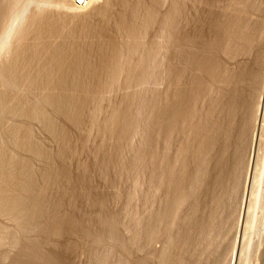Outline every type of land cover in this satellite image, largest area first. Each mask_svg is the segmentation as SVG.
I'll list each match as a JSON object with an SVG mask.
<instances>
[{"label":"bare ground","instance_id":"obj_1","mask_svg":"<svg viewBox=\"0 0 264 264\" xmlns=\"http://www.w3.org/2000/svg\"><path fill=\"white\" fill-rule=\"evenodd\" d=\"M132 1L134 2V0ZM162 1L163 0H148V2L146 1L147 3L144 1L146 4L149 3V5H147L148 7H145V4L144 6L141 5L142 3H140V1L135 3L132 2V4H130L131 0H117V2L115 1L114 3L111 0V4L109 2L108 5L105 4V6L103 8L100 7L101 9L99 8V10L94 8L95 10H98V15H102L104 18V26L102 27L101 25L100 30L97 29L99 28L98 26L96 28V31L99 30L100 33H97L98 35L94 33V26H92L93 28H89L90 25H87L91 24L92 21L83 25L79 23L77 19H75L79 25L81 24L80 26H82L81 28L83 29L82 32L84 33V38H81L84 40L82 42L86 41L85 36H89V34H94L96 36L95 37L92 35L97 39V42H91V44L93 43L98 45L96 46L97 50H99L100 54H102V56L100 55L101 58L99 57V61H97V56V59L95 57L92 59L94 56V54L92 56L90 51V47L92 46H85L87 49L81 46L80 36H82L83 33L81 35L80 32L82 29L80 30L78 23L74 24H77L79 27L78 31L80 32L74 29L73 23L71 20H69V18L68 21L65 19L66 22L70 21L71 28L73 27L72 29L76 31L72 32L71 35L77 32L80 33V36H78V33L74 34L75 38L79 37L80 41H77L75 38L74 39L76 43L80 42V45H76V43L73 45L70 43L73 38L72 40L70 39V41L69 38H71V35L65 34L67 31L65 30L64 25L66 28H70L69 23H60V21H58L60 16L59 18L57 16L58 20L54 17L57 21L52 20L53 17L50 19L49 16L47 17L45 15L44 11V13H40V11L36 12L37 15L43 13L42 15H45L44 17L42 15L39 17L34 12L36 18L34 17V20H30L31 23L33 21L32 24L34 25L32 29L24 27V33L23 30H20L22 32V37L21 39L16 38L17 41L19 40L20 45L16 43V45L18 44L19 46L17 47V50L14 51L16 52L14 55L15 57L12 56L14 59H8V62L12 61L10 64H7L5 61L7 65L3 62L5 65L0 66V130L2 131L0 132L3 133L4 137L7 135L9 138L8 141H10V144L9 142L8 144L12 148L9 150L10 148H8V144L6 145L7 140L6 143L3 142L5 139H7V137L4 139L1 134L0 136L3 137V140L0 137V216L11 218L13 222L16 223L15 225L17 229H19V235L25 233L26 230L30 228H34V230L40 228V230L44 231L47 235L50 237L52 236L53 238L56 236L61 237L67 232L69 233L79 231L82 226L80 227L81 224L79 225V222L75 221L76 219L73 217L70 219L71 217L68 216L65 218L64 215L60 214L61 212H59L60 205L63 200V196L60 192L59 193L62 198L60 196L56 205L54 203L55 208L52 212L48 211L49 208L45 202L49 192L52 191L55 186L62 184V182L69 177V170L66 164V167L65 165H62L61 170L59 169L58 171L56 170L54 172L51 171L52 168L51 170L47 168V170L41 172L42 174L40 173V178H42L43 184L42 186L39 185L38 177L37 175L35 176L33 172L34 170L32 167L33 165H31L32 162L30 161V156L32 158L41 157L47 159V162H49L48 160L51 158H48L50 155L46 154V150L43 148V145L39 143L34 137L33 131L31 126L28 125V122H41L40 124H43L44 129H46L50 135L59 141V145L60 147L62 146L61 148H63V150L59 149L60 152H62H58L57 155L60 154L58 157L61 159V157L65 155V148L70 143V133L66 128L57 125V121L55 120L56 116H61L64 120H68L67 122L73 124L74 127L80 128L85 119L90 117L88 113L90 112V107L92 106L91 104L94 101V103L100 102L104 96V93L108 91L109 88H113L112 86H114V84H116V82L122 78L121 76L124 75L126 77V79L124 78L125 81H123V83L126 82L127 84L132 85L135 81V83H140L142 80L143 84L144 82H147L145 80L143 81L144 78H149V76L153 75L155 72H161L164 74L162 76H166V74L171 76V78L168 76V80L172 81V90H170V94L169 91L167 92L169 96L167 94H163L161 98L156 97L159 94H154L155 96L153 95V99L156 98V100L161 101L159 103L156 100H150V102L156 101L155 103L152 102V107H154L156 111L151 110L154 112V115L156 114L151 120L153 121V129L156 131V134H151L155 136L157 135V138L159 137V140L163 141L164 154L168 152L169 146L171 147L173 144L175 136L178 134L182 135L184 131H188V138H190L191 143L189 142L190 140L188 142L193 144L194 148H191V146L188 147L187 145H189V143L186 146L182 144V148L179 147L183 154L179 155L178 157L181 160V168L185 171V169L188 168L189 163V173L187 174H190V178L185 179H189L190 184L187 183L183 177L179 176V173L182 171H177V157L172 158L166 154V158H163L165 160L162 159V161L165 162V167L163 166V168H161V166L160 170L157 169L159 172L157 171L156 178L160 179L161 182L163 181L162 183L164 186L168 187V189L164 190L166 191L168 198L166 196V207L163 209V211L157 213L156 216L154 215V218H156L154 222L156 223L155 225L152 224L153 227L151 228L147 227L150 229V231L147 230V234L150 239L157 237L159 226L173 219L174 216H176L177 209L179 208L180 204L187 201L186 198L190 199L191 219L189 221H191L192 224L190 223L191 232H188L190 231L189 229H187V232L191 235L189 236L186 231L182 232L186 233H184L185 239L183 238V240L185 241L183 242L185 243L189 240L187 243L188 245H193V251L191 250L192 253L190 256H188V260H186L187 258L184 259V256H182V253L184 254L185 250L183 248V252L178 257H176L177 260L175 264H201V259L203 261L206 255L205 254L204 257H202V254L206 252L208 253L209 246L211 247L213 244L211 239L210 241L212 244L210 242L208 243V241L209 237H211L210 233L213 231L215 226H213V208L217 206L215 203L219 201L218 198L220 197L216 194V190L219 189H215V187H221L222 183L225 182L223 179H225V177L228 175L227 171L230 172L228 168H231L230 166H232L233 170L231 172L234 171L235 181L233 182L235 183L236 188L239 182V185H241L243 180L246 179V181L242 182V185L245 182L243 189L244 192L242 191L243 195H241V203H238V209H240L239 213L237 212L239 214L237 222L238 225L236 227L237 230L235 232L234 240H231L230 242L233 243L229 244L231 245V249H229L230 252L227 249L229 246L225 248L229 254H226L224 251L225 249L222 250L226 255H229V257L221 252L223 254L222 257H227L226 259L229 258V262L223 260V258L222 261H226L228 264H249L245 253L250 240L249 230L252 225V208L254 207L255 200L258 198L256 185L260 181L264 165V159L261 152V150L264 152V144L262 145V141L264 140H261L262 134L260 131V128L263 129L264 127L262 126V123L264 122V56L262 52L264 45V28L262 27L264 25L262 26L260 23L257 25L251 22L250 9L252 8L253 3H249L248 0H226L227 4L225 10L222 11L223 16L218 15L220 16L218 17L220 19L216 17L217 14L215 13L214 17L217 19L213 17V13V15H211L212 7L209 0H173L174 2H171L172 6L168 9L169 11L166 10L168 11L167 13L162 12L160 15L165 16L162 18V20H160L165 28L163 30L165 31L166 28H168L170 32L168 30L166 31L172 34H168L170 36L169 41L171 40V42H169L170 44H168V41H166V43L168 46H172L174 50L172 51V48L167 49L168 51L170 50L172 52L166 51V54L161 48L164 45V42L162 43V46L158 45L160 46L158 48L156 46L157 42L155 43V41L151 39L148 40L153 41L151 44L146 41L148 43V47L146 48L147 45H145L146 42H144L143 38L145 33L144 29L148 27V30L151 25L157 21L159 22V14L161 12H159L160 8L158 9V7L159 4L161 5ZM62 2H58L60 7H63L62 4L64 2ZM17 3H19V0H0V25L3 23V21L7 20L6 18H8V15L12 13V9L14 10L16 7H18L17 5L19 4ZM112 3H117V5L119 3L120 5L118 6H122L121 8L124 7V10H122L124 12L126 10V12L124 13L122 11L124 13L122 15L120 8L119 10L121 12V16L116 18L112 17L111 13L113 9H110ZM64 4H67L66 0ZM67 5L69 6V4ZM65 7L66 6L64 5V8ZM196 7L206 8L207 15L211 20L210 25L208 24L210 27V32L208 31L206 33L205 31L206 34L202 32L203 30L201 31L198 29L197 24H199V22L203 24L204 21L203 25H205L207 21L205 22V18H203L205 20L202 19L203 21H201V19L198 17V14V18L196 17ZM70 8L73 9L69 6V9ZM144 10L145 12H142ZM141 12L142 14L144 13V15L142 17L141 14L140 17L142 19H139L140 17L138 16V13ZM164 13L166 15H164ZM32 16L34 15L32 14ZM31 17L29 19H31ZM80 17H82V15H80ZM86 17L90 18V16ZM208 17L207 19H209ZM112 18H114V21L112 20L114 23L116 21L115 19L118 18L116 22H118L117 26L119 32L117 33H124L123 35H126L128 38L126 39V42H124V37L123 39H120L122 37L116 34V30L115 32L113 31L117 36H115L116 38H114L113 35V37H109V35H111L109 33V29L107 33L109 35L106 34V25H109ZM212 19L215 21L213 22ZM85 20L87 19H80L81 22H85ZM138 20L142 21L141 26L139 25L140 23ZM27 21L29 23V20ZM73 22L75 21L73 20ZM101 22L103 23V21ZM92 23V25H95L94 22ZM158 24H160V22ZM30 25L28 26L31 27ZM27 28L28 30L26 31ZM71 28L69 29L70 31ZM140 29L144 30L142 31L144 32L143 34H140L142 33L140 32ZM4 30L6 32L4 33V31H2V34H5V36L8 37L11 32H8V29ZM159 31H161V29H159ZM166 31L164 33H166ZM162 32L159 33L160 36ZM17 36L19 37V35ZM2 37H0V39ZM9 37L11 38V36ZM118 37L121 41H119ZM164 37H162V39L168 40V37H166V39ZM30 38H32L31 41L33 42L32 47L29 45ZM119 42L125 43V46ZM166 43L165 45H167ZM168 46H165V48H168ZM27 48H29L30 52H28L29 50L27 51ZM93 48L94 46L92 49ZM156 48L162 50L161 52L157 49L159 52L166 54H164L165 57H163L164 59L162 58L161 61L159 59V57L162 55L161 53L157 54L158 56L156 59L154 58V56L156 57L155 54L158 52L156 51ZM199 50H201V52ZM96 53L95 55H97ZM26 55L29 56L27 57ZM157 59H159L160 63H156L158 61ZM3 63L1 62L0 65ZM187 77L189 78L188 83L185 82ZM147 80L149 81L151 79ZM4 87H8L7 89L10 90H5L6 88L4 89ZM21 90L27 91L32 98L28 99V94L25 98L26 92L22 91L21 93ZM22 94L24 97H21ZM202 94L207 99V101H205L206 111L204 112V121L201 120V118H197V115L199 117V114H197L198 112L196 110V103L199 99L198 97ZM130 96H128L129 98L126 97L124 99V103H126L128 107L125 104H122L123 106L121 107L123 108L120 106L116 107V110L114 108V112L110 114L111 116H106L107 120L105 119L103 123H98L95 117L98 114L97 111H95L96 109L98 110V107L92 108L93 110L95 109V112L92 111V113H94L89 118L92 121L91 124H93V127L94 125L97 127L98 124H102L101 134L103 132L107 134L108 137L110 135L109 138L112 136L114 139H117L119 143L115 142L116 145L114 148L117 147L120 150L123 145H120L121 147H119V144H123V140L126 141L127 138L132 135L133 132L131 131H134L136 128V123H133V121H136L137 118L135 117L138 115L137 113L135 114V112H133V114H135L134 117L129 107L131 108L133 104L137 103L136 100L138 96L135 94L133 97ZM157 98H160V100ZM126 99H128L127 101L129 102H127ZM256 101V114L254 117L255 123H253L254 105ZM130 102L133 103L131 106ZM157 103H161V105L158 106ZM147 105H149V102ZM144 107L146 109L147 106H144L143 104V109ZM149 107L150 106H148L147 109ZM150 109L152 108H149V110ZM239 109L243 111V113H241L243 114V118L242 123H240V128V125H236V117ZM132 111L134 110L132 109ZM153 112L150 116H153ZM95 113L97 114L95 115ZM140 113L142 114V112ZM149 118L151 119V117ZM10 119H19L18 122L20 121L21 123H16L17 125L15 126V123L13 124V122L11 123L9 121ZM149 121V125H147V127L145 125L146 131L144 132L147 133V129L151 125V122ZM9 122L10 126L8 124ZM252 123L253 125L255 124L254 128ZM153 126L151 125V127ZM184 126L187 127H185L187 130H185ZM235 126L236 128L238 127V133L235 131ZM250 126H252L253 129ZM98 128L99 127H97V129ZM249 128L253 130V134L252 138H250L252 141H249L251 142L249 143L251 144L250 148L248 147L250 149L248 151L249 154H246L247 150L245 141L247 138V132L250 133ZM148 130L150 131V129ZM98 131L100 132V129ZM150 135L148 137H150ZM157 138L155 137L154 139L158 140ZM154 139L152 142L148 141L147 139L146 142H150V145L148 143L147 144L155 151ZM148 145H145V147ZM149 147L146 148L147 151H150L148 150ZM117 148L114 150H117ZM146 149L144 148V151ZM188 151L193 153L192 156L189 155V158L186 157L187 154H185ZM24 152L27 154L29 153V157H22L21 155L23 154L24 156ZM16 153H21V155ZM113 159L114 158H103L107 166L111 161H113ZM136 161L140 162L141 159L138 158ZM49 167L51 166L49 165ZM241 169L242 173H245V177L242 178L241 176L243 175L239 176L241 177L242 181L237 183L238 175H240L238 172ZM184 174L185 173H182L181 175ZM178 176L181 177L180 180L182 179L183 183H187L191 186V188H189L191 191L190 195L185 193V188L183 189L179 187V184L182 183H179ZM154 178L155 175L153 179ZM158 179L155 180L159 181ZM225 180H227V178ZM159 182L155 183L157 184ZM161 182L159 185H161ZM81 184L86 185V187L89 185L87 182H85V180L83 183L81 182ZM164 186L161 187L164 189ZM178 190H180L179 193ZM234 190L235 189H233V192L235 193ZM181 193H184L185 195H182ZM186 194L187 196H190V198L187 197ZM202 195L208 196L206 203L209 206H214L215 204V206L212 207L213 210L210 209L211 212L208 210L206 206L207 204H202ZM93 201L95 205L103 207V196L98 195ZM217 204H219V202ZM205 207L209 213L206 212ZM41 221H46V223H43L42 226L39 223ZM172 221H174V219L171 220L170 223H172ZM102 222H104L103 226L112 235V237L115 238L118 236L117 232L115 231V221L113 216L111 217L108 215ZM235 226L234 229H236ZM0 231V245L3 243V241L9 240L13 244L20 246V253L18 252L19 254L17 255L15 264H66L65 258L61 252L59 253L54 249L48 253L45 252L46 254H43L41 252L42 244H36V242L34 244L33 242L27 243V238L24 239V242L16 234H10V231L7 232L6 230L2 229H0ZM177 231H179V229ZM19 232H17V234ZM187 235L188 238H191L187 239ZM178 238L181 240L182 236L181 238L178 236ZM101 239L100 237H96L95 242L100 243ZM176 242H178V240H176ZM38 243L40 242L38 241ZM181 245H183V243ZM184 246L187 245L184 244ZM204 247L208 250L206 251ZM126 248L128 247L126 246ZM181 248L180 250L182 251ZM129 253V264H148L151 259V254L156 255V253L150 252L148 255L143 254V256H140L138 254H134L135 252L133 253V251L130 250ZM162 255L158 254L157 256L159 258L161 256L162 258ZM219 256V262L215 264H221V254ZM216 257L218 258V256ZM208 258H210V256H208ZM215 259H213V263L217 260ZM165 260L166 259H164V261ZM206 260L204 259V261ZM262 260L263 262L261 261V264H264V259L262 258ZM205 264H208V262ZM222 264L226 263L222 262Z\"/></svg>","mask_w":264,"mask_h":264},{"label":"rangeland","instance_id":"obj_2","mask_svg":"<svg viewBox=\"0 0 264 264\" xmlns=\"http://www.w3.org/2000/svg\"><path fill=\"white\" fill-rule=\"evenodd\" d=\"M112 1H113V3L115 1L117 2V0H112ZM139 1H140V3H142L141 5L144 6V4H145V7H148L147 5H149V3L146 4L148 2V0H134V2L131 0L130 4H132V2L135 3V2H139ZM144 1L145 2L147 1V2L145 3ZM209 1L211 2V7H212V9L210 7L211 15H213L215 13V14H217V16H216L217 18L220 17L218 15L223 16L222 11L225 10L227 1L226 0H209ZM58 2H62V0H58V1H56V0H19V3H17V4H19V5H17L18 7H16V8L14 7L15 9L14 10L12 9V11H11L12 13L8 15V18H6L7 20L3 21V23L0 25V37L4 36V37H2L3 39L2 38L0 39V42H1L0 43V64H1V62L2 63L4 62L5 64H6V62H7V64L8 63L10 64L12 62V61L8 62L9 61L8 59H11V60L14 59L13 57H15L14 55L16 53L14 51L17 50V47L20 45L19 40L17 41L16 38L21 39V37H22L21 31L23 30L24 27H28V28L32 29V27L34 25L32 24L33 21L31 23L30 20H32L37 15L36 12L40 11V13H41L44 11L45 15L47 17L49 16L50 19L53 17L52 20H55V18L57 19V16H58V18L60 16L59 20L57 19L58 21H60V23L64 22L63 24H65V23L70 24L72 22L74 29H76L77 31L79 30L78 26H80L81 24H83V25L87 24V23L92 21V22H94L95 25H92L93 24L92 22H91V24H87V25L88 26L90 25L89 28H93L92 26H94V28H93V30H95L94 33L96 35H98V34H100L99 30L101 29V25H102V27L104 26V18L102 15H100V14L98 15L97 12H98L99 8L100 7L103 8L105 6V4L108 5L109 2L111 4V0L110 1L109 0H92L86 6L76 7V6L72 5L68 0H66L67 4H69V6L73 8V9H71V8L69 9V6L67 4H64L65 0H63L64 3L62 2L63 4L61 3L63 5V7L62 6L60 7L59 6L60 4ZM171 2L173 3L174 1L173 0H163L161 2V5L159 4L158 9L160 8L159 12H161L159 14V22L161 25L158 24L159 22L157 21L158 20V16H157V20H156L157 22L154 23L153 25H151V27L148 30H147L148 27H146V26H145L146 29H144L145 31L140 29V32H142V31L145 32V33L144 32L140 33V34L144 33V36L142 35L144 38V42L147 41V42H149V44H151L153 41H155V43L157 42L156 46L158 48L160 46H162V43L164 42L163 43L164 45L161 48L165 51L166 54H167L166 51H168L167 49L172 48V46H168V44H170L169 42H171V40L169 41V38H170L169 35L171 33H168L166 31V30H168V28H166V30H165L166 33H164L165 31L163 29H165V28H164V25L162 24V22L160 20H162V18H164L165 16H163V15L160 16V15L162 14V12L167 13L169 11L168 9L172 6ZM248 2L251 4L253 3L252 8L250 9L251 10L250 11L251 22L253 24L255 23L257 25H259V23H260L263 26L264 25V0H248ZM113 3L110 7V9H113V11L111 10L113 14L110 11L112 17H114V18L120 17L121 14L123 15L126 12V10H125V12L123 11L124 7L121 8L122 6L121 7L118 6V5H120L119 3H118V5H117V3H115V4H113ZM64 5L66 6L65 8H64ZM94 8L98 9V10H95ZM119 9L121 10V12L123 11L124 13L123 12L121 13ZM166 10H168V11H166ZM34 12L36 13V15ZM142 12H145V10ZM142 12L138 13L139 17L142 14ZM32 14L34 16H32ZM42 14L37 15V16L40 17ZM197 14H198L199 19H201V21H203L205 19H206L205 22L207 21V23H205V25H203L204 21H203V24H201L199 22V24H201L203 26L197 24L198 29L201 31L203 30L202 32L204 34H206L208 31L210 32V30H209L210 27L208 26V24L210 25L211 20L207 15L206 8L196 7L195 8L196 17H197ZM215 14L213 15V17L215 16ZM80 15H82V17H80ZM85 15L90 16V18H87ZM143 15H144V13L141 16L143 17ZM164 15H166V14L164 13ZM30 17H31V19H29ZM62 17H63V19H62ZM73 17H76V18H73ZM207 17L209 19H207ZM216 17H214V18L217 19ZM68 18H69V20H71V22L70 21L66 22L65 19H67V21H68ZM81 18H85L87 20H85V22H81L80 21ZM114 18L111 19V21H110L111 24L109 23L108 26L106 25V27H107L106 34L108 33V29H109L110 30L109 33L111 34V35L107 34V35H109V37L114 36V38H116L117 37L116 34H117L118 36L120 35L122 37L120 39H123V37H124V40H125L124 42H126V39H128L127 36L126 35L124 36L123 35L124 33L120 34L121 32L117 33V32H119V29L117 26L118 22H116L118 18L115 19L116 20L115 23L113 22ZM203 18H205V19H203ZM75 19H77V21H79V23H81V24L79 25V23ZM139 19H142V18L140 17ZM218 19H220V18H218ZM27 20H29V23L32 25H30ZM57 20H55V21H57ZM73 20L75 22H73ZM101 21H103V23ZM214 21L215 20H213V22ZM138 22L140 23L139 25L141 26L142 21L138 20ZM26 23L28 25H30L31 27H29ZM74 23H78V26H77V24H74ZM69 24H66V25H69ZM69 26L71 28V24ZM97 26L99 28H97ZM140 26H139V28H140ZM160 26L163 28H161ZM64 27H65V30L67 31V32H65V34H67V35H69V34L71 35V33L75 31L72 29L73 27L71 28V31L69 30L70 29L69 27L66 28L65 25H64ZM81 27L82 26H80V30L82 29ZM142 27H144V26H142ZM28 28L26 29V31L28 30ZM96 28L99 30L96 31L97 30ZM262 28H264V26ZM4 29H6V30L8 29L7 31L11 32L12 34L10 33V35H8V37H6L5 34L4 35L2 34V31H4V33L6 32ZM159 29H161V31H159ZM115 30H116V34L114 33ZM162 30H163V32H162ZM24 31H25V29L23 30V33H24ZM82 31H83V29L81 30V32L80 31H78V32H80L82 35V33H83ZM168 31L170 32V30H168ZM205 31H206V33H205ZM160 32H162L163 36H162V34L160 36V34H159ZM77 33H74V34H77ZM80 33H78L79 34L78 36H80ZM74 34L71 35V38H69V40L70 39L72 40V38H73L72 41L70 40L71 41L70 43H72L73 45H75V43H76L75 39L77 41H80L79 37L76 36L77 38H75ZM164 34H165V37H164ZM17 35H19L20 38ZM92 35L95 36L94 34H92ZM92 35L89 34L90 37L85 36L86 41H87V45H86V41L82 42L84 40V39L82 40V38H84V33H83V35L80 36V38L82 37L81 41H80L81 43L80 42L79 43L85 49H87L85 46H87V47H90V46L93 47L94 46L93 49L95 50V52L92 49V47H90V51H91L92 56L94 54V56L93 57L91 56V57H92V59H94V57L96 58V56H97L98 57L97 61H99L102 54H100L99 50H97L96 46H98V45H95L93 43L91 44V42H94V43L97 42V39L94 38ZM9 36H11V38ZM97 37H99V36H97ZM162 37H164L165 39H166V37H168V40H164V39H162ZM90 38H91V41H90ZM118 39H119V37H118ZM120 39H119V41H121ZM151 39L153 41H148ZM31 40H32V38H30V40H29V42L31 44L29 42L28 43L32 47L33 42ZM69 40H68V43H69ZM166 41H168V44L166 43ZM147 42L145 43V45H147L146 48L148 47ZM16 43H18L19 45L18 44L16 45ZM79 43L77 42L76 45ZM119 43H122V45L125 46L124 45L125 43H123V42H119ZM165 43L167 45H165ZM13 44L16 46H14ZM158 45H160V46H158ZM165 46H168V48H165ZM29 48H27V51L29 50ZM158 48H156V51L159 50ZM96 50H97V53H96ZM173 50H174V48H172V51ZM159 51L162 52V50H159ZM159 51L155 54L156 55V57L154 56L155 59L158 56L157 54L161 53ZM172 51L169 50L168 52H172ZM199 51L201 52V50H199ZM28 52H30V50ZM262 52H263V56H264V45L262 48ZM95 53L97 55H95ZM161 54H162L161 57H159L160 61L166 55V54L164 55L163 53H161ZM26 56L28 57L29 55H26ZM159 59H157L158 61L156 60L157 62L156 61L155 62L158 63ZM4 63L0 66H4L5 65ZM160 73L155 72L153 75L149 76V78H146V79L144 78L143 81L145 80L147 82H144L143 84H142V80H141V82H140L141 84L139 82L135 83L136 82L135 81L134 84H132V85L131 84L129 85L126 82H124L125 83V85H124L123 81H125L126 77L123 75L124 77L121 76L122 78H120L119 81L116 82V84H114V86H112L113 88H109L108 91H106L104 93V96L100 102L96 101L97 103H94L95 102L94 101L93 102L94 104L93 103L91 104L94 107H92L90 105L91 109L98 107V110L94 109L98 113V114L95 113V115L97 114V116H95V117H96V120L98 121V123H100V122L103 123L105 121V119L107 120L106 116H111L110 114L114 112V108L116 110V107H119V106L121 107V106H123L122 104L126 105V103H124V99L126 97H128L130 95H132L130 97H133L134 94L136 96H138L137 100H136L137 103H135V101L133 99V101L136 105L131 103V102H130L131 104L128 103V104H130V106L132 104L134 106V107L131 106V108L134 111H132V109L129 107L130 111L132 112V115H134V117H135L136 113L138 115L135 117V118H137L136 121L135 120L133 121V123H136L135 124L136 128L134 129V131H131L133 133L130 137L128 136L129 138H127V140H126L127 142L125 140H123L124 141L123 144L122 143L119 144V147H121L123 145L121 147V150L117 147L116 148L118 151L114 150V149H116V148H114L116 145L115 142L119 143L116 138L114 139L112 136H111V138H109L110 135L108 137V135L103 133V132L101 134V125L102 124L100 125L97 123L98 125H100V126L97 125V127H99L98 129L95 125H94V127L92 126L93 125V124H91L92 121L89 118L91 117V115L95 111L93 109L91 110L90 108L89 109H90L91 113L88 111L89 112L88 114L90 115V117H88L89 120L85 119L84 123L82 124V126L80 128L74 127L73 124H70L69 122H67L68 120L67 121L64 120L63 117H61V116L55 117V120L57 121L56 122L57 125L58 126L60 125V127L62 126L64 128H66L70 133V143L65 148L66 149L65 155H63L61 157L62 160L58 157V156H60V154L57 155L58 152L59 153L62 152V151L60 152L59 149L63 150V148H61L62 146L60 147V145H59L60 144L59 141H57L52 135H50V133H48V131L46 129H44L43 124H40L41 122H38V121L37 122L33 121L31 123L28 122V125L31 126L34 137L36 138V140L39 143H41L43 145V148L46 150V154L50 155V157L48 156V158H51L50 160H48L49 162L46 161L47 159H44L41 157L40 158L39 157L38 158H34V157L32 158L30 156L31 160L26 158L32 162L31 165H33L32 166L33 170H34L33 172H34L35 176L37 175V177H38L39 185L42 186V184H43L42 178H40V176L42 174L41 172L44 170H47V168H49L50 170L52 168L51 171L54 172L56 170L58 171L59 169L61 170L62 165L66 164L67 168L69 170V177H68L69 179L67 178L66 180H64L62 182V184L55 186L52 189V191H50L51 193L49 192L50 195L48 194L47 200L45 202L47 207L50 209V210L48 209V211L49 212L53 211V209L55 208L54 203L56 205V203L59 200V197L61 196L60 195V193H61L63 196V200H62L61 205H60V211H59V212H61L60 214H63L65 218L68 216V217H71L70 219H72V217L74 219H76L75 221H78L79 225L81 224L80 227L82 226L80 229L81 231L79 230L77 232H69V233L67 232L66 234H64L61 237L60 236L54 237L56 239H54L52 236L50 237L49 235H47L44 231L40 230V228L35 229V230H34V228H30V229L26 230L27 233L25 232V233L19 235L20 232L18 231L19 229H17V227L15 225L16 223L13 222V220L11 218L4 217V216H0V229L6 230L7 232L10 231V234L11 233L16 234L24 242H25L24 239L27 238L26 239L27 243L33 242V244H34L36 242V244H42V246L44 245L43 247L41 246V250H42L41 252L43 254H46V253H48L54 249L57 250V252H59V253L61 252L65 258L66 264H129V258H130L129 257L130 256L129 250L133 251V253L135 252L134 254H138L140 256H143V254L148 255V254H150V252L156 253V255L151 254V259H150L148 264H175V262L177 260L176 257H178L183 252L184 249H185L184 254L182 253V256H184V259L187 258L186 260H188V258H189L188 256H190V254L193 251V249H192L193 245H190V244L188 245L187 242H189V240L185 243L183 242V241H185V240H183V238L185 239V237H184L185 232L183 233L182 231H186V233L189 236L191 235V234H189L191 232V226H190L191 221H189L191 219L190 218V216H191L190 199L186 198L187 201L180 204L179 208L177 209L176 216H174V218H173L174 221H172V223H170V221L173 219H171L169 222H166L168 224L164 223L166 225H171V226H166L164 224L159 226V229H158L159 232H157L158 235L155 238L150 239V237L147 234V230L150 231V229H148V228L153 227L152 224L155 225V223H156V222H154V220L156 219L154 217L157 215V213L162 212L163 209L166 207L165 206L166 200L168 198L166 191H164V190L168 189V187L164 186V184L162 183L163 181L161 182L160 179L156 178L157 171L160 170V167L161 166H162L161 168H163V166L165 167V162H163L162 159L165 157L166 154H168L172 158H175V157L178 158L179 155L182 154V152H181L182 150L180 148H182L183 145L186 146L189 142L191 143L190 138H188V131L187 132L184 131L187 134L183 132L182 135L178 134L177 136H175L173 144L171 145V147L169 146L168 152L164 154V148H163L164 143H163V141L159 140V137L157 138V135L156 136L152 135V134H156V131L153 129L154 128V126L152 124L153 121H151L154 118V116L156 115V114L154 115V112H153V111H156V109L154 107H152L153 106L152 102H154V101L150 102V100L153 99V97L155 96L154 94H156V93H157V95L159 94L156 97L161 98V96L163 94H167L168 91L170 94V90H172V88H171L172 87L171 86L172 81L168 80L169 78H171V76H169L167 74H166L167 77L162 76L164 74H162V73L160 74ZM154 76L155 77L157 76L159 78H157V77L155 78ZM168 76H169V78H168ZM147 79H151V80L148 81ZM185 82L186 83L189 82L188 77L185 79ZM5 88L6 87H4V89ZM7 88L5 90H10ZM23 89H25V88H23ZM25 90H27V89H25ZM22 91H24V90H21L20 92L22 93ZM24 92H26L25 93L26 95L24 94ZM24 92H23V94L25 95V98H26L27 94H28V96H27L28 99L32 98L27 91H24ZM18 94L21 95L20 93H18ZM23 94L21 97H24ZM29 96H30V98H29ZM160 98H157V99L160 100ZM198 98L199 99L196 103V106H197L196 110L198 112L197 114H199V117L197 115V118L198 119L201 118V120L204 121V119H203V118H205L204 112L206 111L205 101H207V99H206V97H204L203 94L200 95ZM127 100L128 99H126V101ZM153 100H156V98ZM156 101L158 103L161 102L158 100H156ZM127 102H129V101H127ZM145 102H147V103L149 102V105H147V103H145ZM158 103H157L158 106L161 105V103L160 104H158ZM95 104H97V105H95ZM143 104H144V106L146 105L147 107L150 106L149 108H152V109L149 110V108L147 109V107H146V109H145V107L143 109ZM256 105H257V101L255 102V105H254L253 123H255L254 117L256 114V108H255ZM126 106L128 107V105H126ZM121 108H123V107H121ZM124 109H125V107H124ZM151 110H153V111H151ZM92 111H94V112L92 113ZM149 111H151V112H149ZM133 112H135V114H133ZM140 112H142V114ZM152 112H153V114H152L153 116H150ZM138 113H140V114H138ZM241 113H243V111L239 109L237 117H236V125L237 126H239L240 123H242L243 114H241ZM88 114H87V116H88ZM87 116H86V118H87ZM149 117H151V119ZM18 120L19 119H10L9 121L11 123L13 122V124L15 123V126H16L20 122V121L18 122ZM147 120L148 121L150 120L149 122H151L150 124L153 126V127H151V125H150V127L148 128V129H150V131L147 129L149 134L147 132H144V131H146L147 125H149ZM10 122L8 123L9 126H10ZM253 123H252V126L254 128L255 124L253 125ZM19 125H21V124H19ZM135 125H134V127H135ZM145 125H146V127H145ZM252 126H250V127L252 128ZM262 126H264V122L262 123ZM185 127L186 126H184V128ZM240 127H241V125L239 126V128ZM186 128H185V130H187ZM237 128L235 126V131H237L236 133H238ZM251 128H249L250 131L248 130L251 134L247 132V135H246L247 136L246 141H245L246 142V150H247L246 154L247 153L249 154L248 151L250 150L249 148L251 145V144H249V143H251L249 141H252L250 138H252V134H253L252 129L253 128L252 129ZM99 129H100V132L98 131ZM151 129H152V131H151ZM260 129H261L260 131L262 134L261 140L262 139L264 140V127H263V129L262 128H260ZM1 132H0V135L2 134V136H3V133H1ZM131 132H130V134H131ZM149 135H150V137H148ZM2 136H0L1 139L4 137V136L3 137ZM6 137H7V135H5L4 139ZM155 137L158 140H155L154 139ZM185 137H187V138H185ZM8 139L9 138L7 137V139H5L3 141L4 143H6V140H7L6 145L8 144V142L10 144V141H8ZM147 139H148V141H151V142L153 141V139L155 140V143H154L155 144V151L149 147L150 142H146ZM263 142L264 141H262V145L264 144ZM190 143L187 146L188 147L191 146V148H194L193 144H190ZM9 144L7 146H8V148H10L9 150H11L12 148L10 147ZM144 144L148 145V146L145 147ZM248 144H249V146H248ZM147 147H149L148 150H150V151L153 150V151L152 152L147 151V149H146ZM144 148L146 149L145 151H144ZM261 152H262V156L264 159V152L262 150H261ZM25 153L26 152H24V156H23V154L21 155V153H16V154H20L22 157H29L30 154L28 153L29 154L28 155L26 153V156H25ZM14 154H15V152H14ZM185 154L188 155V156L186 155V157H188V158L190 157L189 155H191V156L193 155V153L191 151H188ZM108 156H110V157H108ZM105 157L114 158L113 161H111L112 163L110 162L108 164V166L106 165L105 161L103 160V158L105 159ZM138 158L141 159L140 162L136 161ZM163 160H165V159H163ZM179 160L180 159L178 158V161H177L178 162L177 163L178 169H177V171H182L180 173L181 174L185 173L184 175H186V176H184V175H181L179 173V176L183 177L184 179L190 178V174L189 175L187 174V173H189V169H188L189 163H188V168H187L188 170L185 169V171H184L181 168V160L180 161ZM103 161H104L105 165H104ZM46 162L48 163V165ZM49 165L51 167H49ZM66 165H65V167H66ZM104 166H106V167H104ZM156 167H158V168H156ZM230 167L231 168H228V170L230 172L227 171L228 175L225 177V179L227 178V180L223 179V181H225L222 183L223 186L221 185V187H215V189H219V190H216V194L218 196H220L218 198L219 201H217L215 203L217 206H215V204H214L215 207L209 206L206 203L208 196H204V195L201 196L202 204L203 205L207 204L206 206L210 212H211L210 209H212V207H214L213 208L214 210L212 209L213 215H214L213 226L215 225L213 231L211 232L212 234L210 233L211 237H209L210 235L208 236L209 237L208 243L209 242L211 243V241H210V239H211L213 244L211 243L212 245H211V247L209 246V250L204 247L206 249V251L208 250V253L207 252L204 253V251H203L204 254H202V257H204V255L206 254L204 259L206 260V256H207L208 261L207 260L204 261V259L202 261V259H201V264H205L207 262H208V264L218 263L220 254H221V258H220L221 264H222V262L226 263V264H228V262H229V258L226 259L227 257H229V255H226V254H229V252H230L229 249H231V245H229V244L233 243V242L232 243H230V242H231V240H234L235 232L237 230L236 227L238 225L237 222H238V217H239L238 213L240 210L238 208H239V204L242 201L241 195H243V192H244L243 189H244V185H245V182L243 185H242V182L246 181L245 178H244L245 180H243V181L241 180V177L242 178L245 177V175H244L245 173H242V169L239 170L238 174L240 173V175H238L237 183L239 181H242L241 182L242 186L239 185L240 184V182H239L238 185L236 184L237 185V188H236L235 183L233 182V181H235L234 171L231 172L233 169H232V166H230ZM179 169H181V170H179ZM154 175H155V178L153 179ZM241 175H243V176H241ZM179 176H178V181H179V183L180 182L182 183V184H179V187L183 188V189L185 188L186 192L184 190L183 191L185 193H187L188 195H190L191 191L189 188H191V186L189 185L190 184L189 179H187L188 181L185 179L186 182L189 184L183 183V180L182 179L180 180L181 177H179ZM231 176H232V179H231ZM239 176H241V177H239ZM78 178H80V179H78ZM228 178H230V179H228ZM81 179H82V181H81ZM155 179L156 180L158 179L161 182V185H159L160 182L156 181ZM84 180H85V182H87V184H89V185H87V187H86V185H84L86 183L81 184V182L83 183ZM185 180H184V182H185ZM155 182H159V183L156 184ZM231 182H232V184H231ZM79 184H80V186H79ZM185 185H186V187H185ZM257 185H256V190H257L256 192H257L258 198L256 196L257 199L255 200L254 207L252 208V225H251V228L249 230V236H250L249 239L250 240H249L248 247H247V250L245 253L246 258L248 259L247 261L249 262V264H261L263 262L262 258L264 259V256H263V254H264V205H263L264 204V165H263V171H262L260 181L258 182ZM161 186H164V189ZM234 186H235V188H234ZM241 187H243V188H241ZM258 188H259V190H258ZM209 189H210V184H209ZM233 189H235L234 190L235 193L233 192ZM180 190H178V193L180 192ZM258 191H259V193H258ZM181 192H182V190H181ZM187 194H186V196H187ZM98 195L103 196V198H104V204H102L103 207H101V206L99 207V205L94 204L93 200ZM182 195H185V194L183 193ZM62 196H61V198H62ZM166 196H167V198H166ZM187 197L190 198V196H187ZM218 202H219V204H217ZM208 203H209V200H208ZM207 208L205 207L206 212L209 213ZM189 212H190V214H189ZM108 215H110L111 217L113 216L114 221H115V229H116L115 231L117 232V235H118L115 238L112 237V235L103 226L104 222H102V221H104V219ZM102 216H104L105 218ZM253 220H255V221H253ZM39 223H40V225L43 226V223H46V221H44V222L41 221ZM150 224H151V226H150ZM234 226L236 229H234ZM178 229H179V231H177ZM184 229H186V230H184ZM187 229L190 230V231H188L189 233L187 232ZM29 230H31V231H29ZM17 232H19V233L17 234ZM98 233H100V234H98ZM0 235H1V231H0ZM109 235H111V236H109ZM188 235L186 237H187V239H190L191 237L188 238ZM20 236H23V237H20ZM172 236H174V237H172ZM178 236L180 238L182 236V239L180 240L178 238ZM96 237H100V239L102 238L100 243L95 242ZM116 238H118V239H116ZM172 239L178 240L179 243L176 242V240L173 241ZM38 241L40 243H38ZM181 242L183 243V245H181L182 244ZM250 242H252V243H250ZM177 243L180 244L182 248ZM184 244L187 246H184ZM126 246L129 248V250H128V248H126ZM227 246H229V248H227ZM250 246H251V248H250ZM180 248L182 249V251L180 250ZM225 248L228 249V251H229L228 253H227ZM214 249L216 252L214 251ZM222 250H224L226 252V254ZM18 252L20 253V246L19 245H15L12 242H10L9 240L3 241V243L0 245V264H15V262H16L15 260L17 259V255L19 254ZM164 252H165V254H164ZM221 252L224 255H226L227 257L226 258L222 257L223 254ZM158 254H160V255L163 254L162 255L163 257L161 258V256H160V258H161L160 259L157 256ZM208 256H210V258H208ZM216 256H218V258ZM165 257H167L168 259ZM222 258H223V260H226L228 262L222 261ZM164 259H166V260L164 261ZM213 259L216 260V261L214 260L215 261L214 263L212 262Z\"/></svg>","mask_w":264,"mask_h":264},{"label":"built area","instance_id":"obj_3","mask_svg":"<svg viewBox=\"0 0 264 264\" xmlns=\"http://www.w3.org/2000/svg\"><path fill=\"white\" fill-rule=\"evenodd\" d=\"M72 5L82 7L89 4L92 0H68Z\"/></svg>","mask_w":264,"mask_h":264}]
</instances>
